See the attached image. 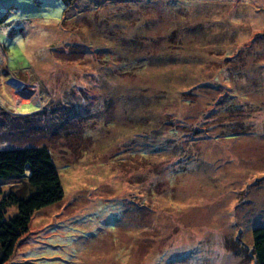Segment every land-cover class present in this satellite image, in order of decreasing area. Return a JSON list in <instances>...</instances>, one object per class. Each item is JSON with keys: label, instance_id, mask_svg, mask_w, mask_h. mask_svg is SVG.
I'll use <instances>...</instances> for the list:
<instances>
[{"label": "rangeland", "instance_id": "obj_1", "mask_svg": "<svg viewBox=\"0 0 264 264\" xmlns=\"http://www.w3.org/2000/svg\"><path fill=\"white\" fill-rule=\"evenodd\" d=\"M65 6L0 0L8 66L28 67L26 93L0 91V147L46 146L63 187L3 264H255L264 0Z\"/></svg>", "mask_w": 264, "mask_h": 264}, {"label": "trees", "instance_id": "obj_2", "mask_svg": "<svg viewBox=\"0 0 264 264\" xmlns=\"http://www.w3.org/2000/svg\"><path fill=\"white\" fill-rule=\"evenodd\" d=\"M76 1L64 0V12ZM231 132V135L239 134ZM10 177L16 185H21L17 188L12 184L0 199V264L9 258L19 237L28 230L34 211L63 196L60 175L46 146L0 147V179ZM10 204L16 205V212L7 216L6 207ZM251 234L255 264H264V225L253 227Z\"/></svg>", "mask_w": 264, "mask_h": 264}, {"label": "crops", "instance_id": "obj_3", "mask_svg": "<svg viewBox=\"0 0 264 264\" xmlns=\"http://www.w3.org/2000/svg\"><path fill=\"white\" fill-rule=\"evenodd\" d=\"M7 17H8L7 13H5V14L0 13V34H1L3 26H5L6 28H11V26H9V25H12V29H13L14 20L9 21L7 19ZM22 20L25 23L28 21L27 19H22ZM27 23H26V26L28 28ZM14 29L18 32V31H20L21 27L17 26ZM26 31H28V30H26ZM12 35L13 34L10 32V36H12ZM11 43L13 44V41H11ZM0 53H1L0 54V91L2 92V94L5 95L3 90L7 89V86H11V87L14 86L13 91H16L17 93H22V94L26 93L27 92V90L25 88L26 85L24 84L25 83V77L23 79V77H21V75H23L24 69H26L28 67H21L19 69L13 68L15 70H12L8 66V62L10 60V53L8 52L7 44L2 42V41H0ZM2 55H4V57H2ZM7 55H8V57H7ZM15 87H17V88H15ZM30 99H28V102H26V103H20L19 104V106L16 108V112L18 114L25 115V114H29V113L40 110V105L37 103L38 101L35 99H33V100L32 99L30 100ZM20 107H22V109H24V110H22L24 112L20 111L21 110Z\"/></svg>", "mask_w": 264, "mask_h": 264}]
</instances>
